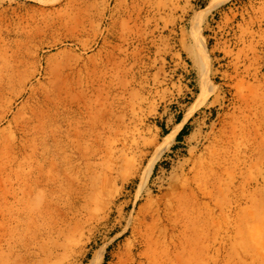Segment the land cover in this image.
<instances>
[{
  "label": "rangeland",
  "instance_id": "obj_1",
  "mask_svg": "<svg viewBox=\"0 0 264 264\" xmlns=\"http://www.w3.org/2000/svg\"><path fill=\"white\" fill-rule=\"evenodd\" d=\"M263 185L264 0H0V264H264Z\"/></svg>",
  "mask_w": 264,
  "mask_h": 264
},
{
  "label": "bare ground",
  "instance_id": "obj_2",
  "mask_svg": "<svg viewBox=\"0 0 264 264\" xmlns=\"http://www.w3.org/2000/svg\"><path fill=\"white\" fill-rule=\"evenodd\" d=\"M256 177H257L256 179L258 180V175H257ZM212 188H214V187L212 186ZM258 188H259V187H258ZM258 188H257V191L259 190ZM263 189H264V185H263ZM257 191H256V192H257ZM212 193H213V192H211L210 194H208V196H209L210 198L212 197ZM205 196H206V195H205Z\"/></svg>",
  "mask_w": 264,
  "mask_h": 264
}]
</instances>
